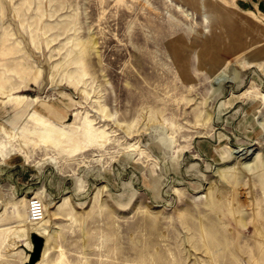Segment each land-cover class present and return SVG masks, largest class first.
<instances>
[{
  "label": "rangeland",
  "instance_id": "1",
  "mask_svg": "<svg viewBox=\"0 0 264 264\" xmlns=\"http://www.w3.org/2000/svg\"><path fill=\"white\" fill-rule=\"evenodd\" d=\"M36 192L38 264H264V0H0V264Z\"/></svg>",
  "mask_w": 264,
  "mask_h": 264
},
{
  "label": "bare ground",
  "instance_id": "2",
  "mask_svg": "<svg viewBox=\"0 0 264 264\" xmlns=\"http://www.w3.org/2000/svg\"><path fill=\"white\" fill-rule=\"evenodd\" d=\"M223 81H227V78L223 79V80L221 79V82H223ZM65 134H67V133H65ZM251 151H252V149L250 147L249 148L243 147V148H237V150H235L233 153L238 154L239 156H246V154H251L252 153ZM33 196L38 197L42 200L44 198V197H42V195L39 192H36V194ZM31 198L32 197H29L28 195H25L22 197V200H24L25 202L28 201V219H26L24 221L22 220V222L17 223V225L19 224L20 227H19V229H17V231H15V235L18 236L24 242V244L27 245V248L24 246L26 253H25L24 258L22 260L23 264H27L30 261L31 251H33V249H34V242L32 240L31 234L37 233V234L41 235L42 237H44V245H43V249L41 251V257H40L39 261L37 262V264H38L41 261L42 257H44L46 255L47 240L49 239V236L51 233V229L49 228V225L47 224V221L45 220V218H46L45 217L46 207H45L44 216L40 220L34 221L32 219V217L30 215V211H29V204H30ZM44 205H45V203H44Z\"/></svg>",
  "mask_w": 264,
  "mask_h": 264
},
{
  "label": "built area",
  "instance_id": "3",
  "mask_svg": "<svg viewBox=\"0 0 264 264\" xmlns=\"http://www.w3.org/2000/svg\"><path fill=\"white\" fill-rule=\"evenodd\" d=\"M29 211L34 221L40 220L44 216L45 205L42 199L31 196Z\"/></svg>",
  "mask_w": 264,
  "mask_h": 264
},
{
  "label": "water",
  "instance_id": "4",
  "mask_svg": "<svg viewBox=\"0 0 264 264\" xmlns=\"http://www.w3.org/2000/svg\"><path fill=\"white\" fill-rule=\"evenodd\" d=\"M35 246H34V258L33 261L37 260L40 255H41V251L43 249V245H44V237H42L41 235L37 234V233H33L32 234Z\"/></svg>",
  "mask_w": 264,
  "mask_h": 264
},
{
  "label": "crops",
  "instance_id": "5",
  "mask_svg": "<svg viewBox=\"0 0 264 264\" xmlns=\"http://www.w3.org/2000/svg\"><path fill=\"white\" fill-rule=\"evenodd\" d=\"M13 97H14V96H13ZM14 224H15V223H14ZM21 264H23L22 261H21Z\"/></svg>",
  "mask_w": 264,
  "mask_h": 264
}]
</instances>
